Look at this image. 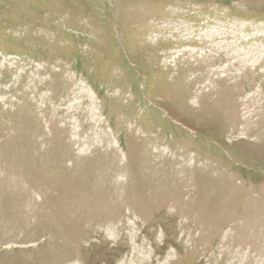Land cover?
<instances>
[{"label": "rangeland", "instance_id": "rangeland-1", "mask_svg": "<svg viewBox=\"0 0 264 264\" xmlns=\"http://www.w3.org/2000/svg\"><path fill=\"white\" fill-rule=\"evenodd\" d=\"M0 264H264V0H0Z\"/></svg>", "mask_w": 264, "mask_h": 264}]
</instances>
